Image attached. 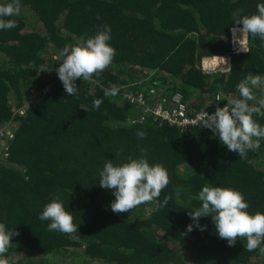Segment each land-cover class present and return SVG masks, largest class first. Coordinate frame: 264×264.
<instances>
[{
	"label": "trees",
	"instance_id": "obj_1",
	"mask_svg": "<svg viewBox=\"0 0 264 264\" xmlns=\"http://www.w3.org/2000/svg\"><path fill=\"white\" fill-rule=\"evenodd\" d=\"M258 3L264 0H21L33 24L18 15L11 17L15 28L0 30V125L24 108L14 117L7 158L0 159V223L19 233L5 253L9 264H73L65 262L71 255L106 264H254L264 257L247 251L242 238L228 246L211 217L199 218L204 231L187 232L188 212L201 206L196 197L205 185L237 190L250 214L264 213V140L241 159L205 128L180 131L150 117L132 123L139 107L104 94L147 70L154 72L146 85L181 91L191 108H214L218 91L238 96L248 73L264 76V46L249 35L247 52L231 51L232 13H255ZM103 25L116 55L91 81H75L77 95L65 92L56 65L48 75L37 72L50 64L49 48L60 52ZM218 54L229 55L230 70L204 71L202 57ZM259 91L253 89L258 98ZM253 118L264 126V117ZM141 149L150 164L167 169L170 182L134 213H113V190L99 186V171L107 159L118 165L139 158ZM53 194L72 212L77 232L49 231V221L38 219ZM58 255L64 259H52Z\"/></svg>",
	"mask_w": 264,
	"mask_h": 264
},
{
	"label": "clouds",
	"instance_id": "obj_2",
	"mask_svg": "<svg viewBox=\"0 0 264 264\" xmlns=\"http://www.w3.org/2000/svg\"><path fill=\"white\" fill-rule=\"evenodd\" d=\"M21 7V0L0 3V30H10L17 26L16 20L11 17L18 16ZM242 12L243 9H237L232 13L233 23L229 30L233 41L246 40L250 35L258 37L262 41L261 46H264V3L256 5L255 13L242 15ZM110 40L111 29L103 25L93 36H82L60 50L57 56L59 66L55 68V72L69 96L78 94L80 89L75 83L78 78L91 81L94 75L112 64L116 50L110 46ZM212 57L225 61L221 57ZM255 88H259L262 93L259 98L253 92ZM119 91V87L110 85L104 94L116 96ZM236 91L238 96L229 98L223 107H216L211 114L202 112L199 115V126L210 130L228 151L246 159L247 152L259 149L261 140H264V126L253 118L254 115L264 117V76L248 73L237 84ZM250 101L255 103L250 104ZM101 103L102 100L96 99L93 107L99 108ZM136 135L143 139L146 134L138 131ZM140 151L139 158L128 156L118 165L107 159L99 171V186L113 190L114 200L109 205L113 213L131 212L143 203L154 201L170 182L167 169L159 163L150 164L144 155L145 150ZM169 199L166 196L163 204L167 205ZM196 199L201 202V206L188 212L193 223L187 226V232H191L193 227L204 231L205 226L199 224V218L211 217L218 237L226 240L228 246H234L237 239L242 238L246 241L247 251L258 249L259 254L264 256V213L257 211L250 214L249 205L241 192L232 188L205 185ZM38 219L49 221V231L71 234L78 230L73 222L72 212L65 208L59 194L50 197ZM18 235V232L7 229L4 223H0V264H9L5 253L12 246L11 237ZM165 264L174 262L168 260Z\"/></svg>",
	"mask_w": 264,
	"mask_h": 264
},
{
	"label": "built area",
	"instance_id": "obj_3",
	"mask_svg": "<svg viewBox=\"0 0 264 264\" xmlns=\"http://www.w3.org/2000/svg\"><path fill=\"white\" fill-rule=\"evenodd\" d=\"M228 41L231 45L233 53H241L248 51V43L242 39L234 42L230 32ZM244 51H242V50ZM215 57L224 58L223 66L217 62V59L211 57L201 59V67L204 71H229L230 57L228 54L214 55ZM154 71H144L140 76L124 84L118 86L120 91L117 94L122 101L137 105L140 113L132 118V123H143L150 117L153 121L164 122L170 126L176 127L180 131H185L190 128H199V115L202 112L209 114L215 111L216 107H223L227 100L231 97L223 95L221 92H216L212 98L214 108L201 106L199 108H191L185 100L184 94L181 91L174 90L170 93L165 89L154 87V85H146V81L153 75ZM141 86L143 88H141ZM47 86L44 90H47ZM23 106L15 108L11 117L0 125V159L7 158L9 142L13 137V128L15 126V115L22 114Z\"/></svg>",
	"mask_w": 264,
	"mask_h": 264
},
{
	"label": "rangeland",
	"instance_id": "obj_4",
	"mask_svg": "<svg viewBox=\"0 0 264 264\" xmlns=\"http://www.w3.org/2000/svg\"><path fill=\"white\" fill-rule=\"evenodd\" d=\"M0 3H3V2H0ZM19 15L22 16V17H24V19L28 23L33 24V22H34L33 15H32L31 11L28 8L21 7V11H20V14ZM58 54H59V52L57 50H55L53 48H49V55H50V58H51V62H50V64H48L49 66L48 65H43L42 67H40L37 70V72L38 73L45 74V75H48L51 72L52 68L55 67V65H56V68H57L59 66V62L57 61ZM217 62L220 64V67L219 68H222V67L225 66V65L223 66V62H224L223 60L217 59ZM258 94H259V97H260L261 96L260 95L261 92L259 91ZM181 170L182 171H186V167L185 168H181ZM138 208H139V206H137L136 208H134L131 212H125V213H122V214L128 215V214L134 213L136 210H138ZM143 208H144V214H147V212L150 211L149 210L150 209L149 207H143ZM78 251L80 253L82 252L81 249H76V252H78ZM56 257L57 258H52V259L58 260V261L59 260L62 261L64 259V257L62 255L61 256L58 255ZM15 259H16V257L14 256L12 258V260L14 261ZM65 262L66 263L72 262L73 264H106V263H103L102 261H100L98 259L97 260H88L84 256L83 257L82 256L79 257V256H75V255H71L69 257V259H67V261H65ZM253 263L254 264H264V257H258V258H256Z\"/></svg>",
	"mask_w": 264,
	"mask_h": 264
},
{
	"label": "crops",
	"instance_id": "obj_5",
	"mask_svg": "<svg viewBox=\"0 0 264 264\" xmlns=\"http://www.w3.org/2000/svg\"><path fill=\"white\" fill-rule=\"evenodd\" d=\"M203 58H205V57H203Z\"/></svg>",
	"mask_w": 264,
	"mask_h": 264
}]
</instances>
